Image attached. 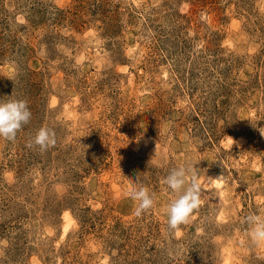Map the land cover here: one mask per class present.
Returning <instances> with one entry per match:
<instances>
[{
  "label": "rangeland",
  "instance_id": "374dc122",
  "mask_svg": "<svg viewBox=\"0 0 264 264\" xmlns=\"http://www.w3.org/2000/svg\"><path fill=\"white\" fill-rule=\"evenodd\" d=\"M12 98L31 119L0 138V264H264V0H0ZM180 166L200 206L170 231Z\"/></svg>",
  "mask_w": 264,
  "mask_h": 264
},
{
  "label": "clouds",
  "instance_id": "9594fccd",
  "mask_svg": "<svg viewBox=\"0 0 264 264\" xmlns=\"http://www.w3.org/2000/svg\"><path fill=\"white\" fill-rule=\"evenodd\" d=\"M30 119L31 111L26 100L14 98L6 101L0 100V138L8 141L14 140L17 133L30 122ZM259 131L261 135H264V128H260ZM139 139L138 137L137 142ZM55 143L54 131L41 128L29 141L28 146H39L44 151L54 146ZM193 173V167L180 166L173 168L163 180L167 188L176 195V198L169 202L167 208V228L170 231L178 229L182 224H187L194 210L200 206L201 185L197 182L198 174ZM189 174H193L190 182L185 179ZM128 195L137 202L135 208L137 216L154 206V197L143 186L134 187ZM246 223L253 243L257 245L264 243V219L258 215L249 214L246 217Z\"/></svg>",
  "mask_w": 264,
  "mask_h": 264
}]
</instances>
